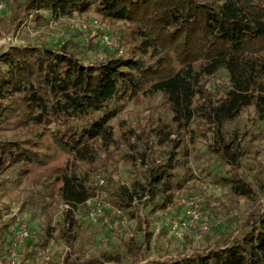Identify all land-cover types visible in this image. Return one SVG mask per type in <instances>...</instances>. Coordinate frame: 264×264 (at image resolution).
Masks as SVG:
<instances>
[{
  "label": "trees",
  "instance_id": "trees-1",
  "mask_svg": "<svg viewBox=\"0 0 264 264\" xmlns=\"http://www.w3.org/2000/svg\"><path fill=\"white\" fill-rule=\"evenodd\" d=\"M10 7L13 19L23 10L38 16L40 9L56 16L95 10L127 22L125 30L133 47L91 62H84L68 43L2 47L0 126L30 124L39 131L37 137L0 138V169L16 165L24 175L34 173L45 159L40 148L48 134L68 156L54 180L42 184L78 206L96 192L93 178L100 171L83 169L80 161L103 160L101 152L108 154L115 142L111 119L144 90L163 94L179 127H189L196 119L210 130V149L222 159L239 162L250 152L248 142L242 143L241 131L229 125L251 107L264 120V0H14ZM219 70L229 76V86L222 93L206 84ZM177 129L159 127L160 142H176L164 159L142 166L129 185L116 184L112 175L101 185L134 216H138L135 196H159L156 206H166L175 190L190 179L174 171L178 159L174 147L180 143L171 135ZM102 166L105 169L106 163ZM220 177L236 194L255 192L237 170ZM65 211L67 230H71L78 218L72 208ZM4 226H0V256ZM124 244V254L103 249L83 260L67 254L64 264H264V205L249 212L238 234L202 249L148 258L142 257V245L133 237Z\"/></svg>",
  "mask_w": 264,
  "mask_h": 264
},
{
  "label": "rangeland",
  "instance_id": "rangeland-1",
  "mask_svg": "<svg viewBox=\"0 0 264 264\" xmlns=\"http://www.w3.org/2000/svg\"><path fill=\"white\" fill-rule=\"evenodd\" d=\"M4 1L6 9L0 13V49L12 45L14 40L18 42L16 44L35 43L54 47L68 43L79 52L84 62H91L112 54L127 53L133 47L127 37V22L124 20L111 19L95 10L55 16L47 9H40V16L35 11L23 10L19 18L13 19L10 4L14 0ZM53 17L54 24L51 22ZM93 18L99 20L98 26L90 24ZM105 29L119 35L117 46L102 43L101 33ZM147 57L150 58L149 55ZM206 84L222 93L229 86V76L225 70H219L207 78ZM111 123L116 133L110 152H101L103 160L79 163L83 169L92 167L91 171L100 170L93 178L98 185V199L111 205L97 217L90 216V206L86 202L67 207L58 191L53 192L42 184V181L54 180L68 156L48 134L44 135L40 148L45 159L34 173L24 175L16 165L0 169V226L5 225L2 228V232L5 231L2 233V239H5L2 242L3 257L0 256L3 264H64L67 254L83 260L103 249L124 254L127 249L124 241L130 237L141 243L142 257L191 252L194 248L202 249L214 244L229 234H238L249 212L258 205H264V120L258 117L253 107L229 125L241 131L242 143L246 140V148L250 150L241 161L234 163L222 159L210 149L212 133L200 126L196 119L189 127H179L161 92L141 91L127 101ZM4 125L0 126V138L29 137L39 131V127L30 124ZM161 125L178 128L171 135L180 143L179 147H174L178 157L174 171L179 175L186 173L190 179L183 188L175 190L173 200L166 206H156L159 196H135L133 207L138 216H134L127 207L112 200L109 190L102 187L97 178L102 175L105 184L112 175L116 184L129 185L142 166L147 168L151 161L164 159L176 141L160 142L158 131ZM141 153H145V157L142 158ZM104 163L105 169L102 166ZM231 170L245 176L255 192L250 195L236 194L229 184L220 182V176L228 175ZM196 194L200 195L198 204L202 217L182 238H177L169 232L168 218L182 209L184 200ZM69 207L78 218L71 230H67L64 220L65 209ZM18 215L29 217L36 235L14 253L8 225ZM140 219H144L141 228ZM12 259L16 262L12 263Z\"/></svg>",
  "mask_w": 264,
  "mask_h": 264
},
{
  "label": "built area",
  "instance_id": "built-area-1",
  "mask_svg": "<svg viewBox=\"0 0 264 264\" xmlns=\"http://www.w3.org/2000/svg\"><path fill=\"white\" fill-rule=\"evenodd\" d=\"M5 9L6 2L4 0H0V13ZM51 22L53 24L56 23L54 22V17L51 18ZM90 24L98 26L99 20L97 18H93L90 21ZM101 41L107 46H117L119 42V35L115 31L105 29L101 33ZM12 43L16 44L18 42L14 40ZM97 180L100 185L104 184L105 182V178L102 175H99ZM199 197L200 195L196 194L191 196L189 199L184 200V206H182V209L168 218L167 224L170 234L177 238H182L190 228L199 223V220L202 217V212L199 210L198 204ZM85 202L90 206L89 214L91 217L99 216L100 214L104 213V210L108 206L111 205L109 202L106 203L98 199L97 190ZM65 206H70V203L65 201ZM117 210L120 211V208ZM8 228L12 235L11 246L14 253L19 252L25 243L36 235L35 226H33L32 221L30 222V219L27 215L16 216L9 222ZM15 262L16 260L12 259V263ZM0 264H3L1 260Z\"/></svg>",
  "mask_w": 264,
  "mask_h": 264
}]
</instances>
